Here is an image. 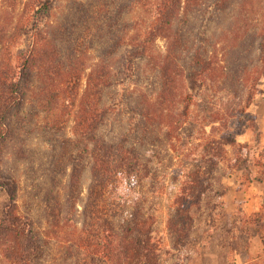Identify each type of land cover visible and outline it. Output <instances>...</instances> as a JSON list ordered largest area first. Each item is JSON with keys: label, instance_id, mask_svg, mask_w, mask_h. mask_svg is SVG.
<instances>
[{"label": "trees", "instance_id": "trees-1", "mask_svg": "<svg viewBox=\"0 0 264 264\" xmlns=\"http://www.w3.org/2000/svg\"><path fill=\"white\" fill-rule=\"evenodd\" d=\"M56 2L39 0L35 24H20L8 41L16 48L0 59L4 264H164L154 165L174 140L203 133L169 207L179 252L194 244L202 213L214 222L230 215L217 212L225 203L206 202L225 193L215 192L222 165L232 174L251 161L238 136L264 78V0H74L72 14L54 20ZM139 7L146 15L129 20ZM219 93L227 102L212 106ZM198 103L205 114L195 119ZM11 157L20 176L7 168ZM253 173L249 182H264ZM240 218L248 226L230 222L224 245L243 257L244 233L261 234L264 215Z\"/></svg>", "mask_w": 264, "mask_h": 264}, {"label": "rangeland", "instance_id": "rangeland-1", "mask_svg": "<svg viewBox=\"0 0 264 264\" xmlns=\"http://www.w3.org/2000/svg\"><path fill=\"white\" fill-rule=\"evenodd\" d=\"M73 2L74 0H57L56 13L53 17L54 20H64L69 16V14H72L70 8ZM38 4L39 0H0L1 60L8 58V56H10L8 52L12 53L13 48H16V46H13L11 49L8 41L10 39L9 36L12 35L17 27L20 24L24 25L26 23L27 25L24 26H27V29L25 30V32H27L28 29L32 28L35 24L36 16L38 14L36 10L39 8ZM144 15H146L145 11L139 7L128 15V19L139 20L142 19ZM24 38V34H21V39L24 40ZM19 41L20 40L17 42ZM17 42L15 44H17ZM25 45L26 43L22 42L19 47L23 48ZM157 45L160 50L165 49V41L163 39H159ZM90 56L91 57L87 60L88 67L97 62L94 55ZM87 72H89V70H87ZM259 87L261 91L256 95V98L259 94L264 93V78L261 79ZM223 97V93H219L217 96H210L211 105H224L227 102V99H224ZM205 104L206 103H198L194 106L193 117L195 119H200L202 114H205ZM252 105L246 119L247 122L244 126H241V134L238 136L241 142L248 140L251 141V161L243 168V170L233 171L232 174H226L228 165L223 164L222 170L219 171L218 180L215 184V192L220 193L225 191V193L222 197H216L214 193L212 194V198L206 201L211 202L212 204L225 203V206L217 209V212H225L230 215L222 216V214H220L218 215V218L216 216V221L214 222L209 221V218L202 213V216L200 215L201 218H199L196 223L195 230L192 235L194 244L190 245L188 249H184L181 252L173 248L172 238L167 229L169 207L186 179L190 160L197 156L196 145L199 144L200 140H203L200 138V136H203V133L197 130L191 135L187 131H182L179 137L174 140V143L170 145V152L165 153L167 156L164 158V164L155 163L154 167L159 168L160 176L158 177V181L155 183L158 184V187L156 186V191L158 189V193L157 200L154 196L156 204L155 207H153V210L157 215L158 226L162 235V254L164 264H175L177 260L180 259V257L183 258V256L184 258L188 256L185 264H264V226H259L257 228V230L261 233L258 236L254 235V230L244 233V242H247L248 238L251 237L249 254L246 256L242 257L240 255L229 253L228 248L224 245V242L228 240L226 235L230 222L238 220L240 226H248L245 224L243 218H240L241 215H243L244 218H251L253 222H255L254 219H256L257 214H259V216L264 215V204L259 211L248 212L244 209L243 198L238 197L235 192L233 193L236 188L239 191L250 189L249 187L251 182L247 180L248 172H254L253 174H258L264 177V168L260 165H256L257 162L264 164V139L262 138L261 133H259L260 131L257 133L258 135L255 134V127L258 125V122L256 114L251 109ZM73 126L74 120H71L67 127L69 133L71 132ZM210 130V127L207 128L206 135L210 133ZM36 143H38V146L42 149V142L39 139L36 140ZM45 149H47L46 146ZM235 157V150L231 149L229 154L231 163H233ZM7 168L12 171V173L18 174L19 176L21 175L22 166L21 164L16 163L12 157L8 159ZM58 178L62 179L63 183H65L68 175L60 173ZM61 192H63L62 188ZM25 201L26 197L23 201H21V203L23 204ZM9 202V197L6 193L0 194V209H3L9 204ZM253 222L251 227L255 225ZM0 264H4L1 254Z\"/></svg>", "mask_w": 264, "mask_h": 264}, {"label": "crops", "instance_id": "crops-1", "mask_svg": "<svg viewBox=\"0 0 264 264\" xmlns=\"http://www.w3.org/2000/svg\"><path fill=\"white\" fill-rule=\"evenodd\" d=\"M252 111L257 116L258 128L264 139V93L259 94L252 105ZM254 135V134H253ZM240 140V139H239ZM251 143L250 140L245 141ZM249 190H236L235 192L238 197L243 198L244 209L248 212L259 211L264 204V182L254 181L250 183ZM239 189V186H238ZM242 195V196H240Z\"/></svg>", "mask_w": 264, "mask_h": 264}]
</instances>
